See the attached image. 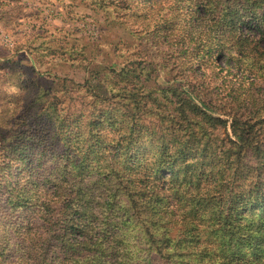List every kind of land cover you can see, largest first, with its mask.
Returning a JSON list of instances; mask_svg holds the SVG:
<instances>
[{
	"label": "trees",
	"instance_id": "16d2710c",
	"mask_svg": "<svg viewBox=\"0 0 264 264\" xmlns=\"http://www.w3.org/2000/svg\"><path fill=\"white\" fill-rule=\"evenodd\" d=\"M163 2L167 28L179 25L186 42L199 34L195 44L188 42L192 50L181 48L189 56L210 64L221 55L231 67L250 73L264 69V0ZM98 89L102 93L96 98L110 101L104 95L112 89L102 84ZM188 89L180 84L171 90L181 102L172 101L170 115L183 123L177 132H160L162 151L152 175L150 165L132 162L133 139L126 137L141 119L137 106L118 100L69 121L34 103L35 120L26 129L42 128L40 141L63 151H53L41 163L23 150L0 168V201L5 203L0 234L8 223L9 264L110 262L119 239L143 232L169 244L174 228L197 262L264 264V138L257 128L261 118L253 111L259 98L233 95L225 109ZM132 168L144 173L125 172ZM159 172L169 175L160 178L169 185L152 180ZM119 190L129 193V201L120 198ZM129 259L126 264L136 263L134 250Z\"/></svg>",
	"mask_w": 264,
	"mask_h": 264
},
{
	"label": "rangeland",
	"instance_id": "374dc122",
	"mask_svg": "<svg viewBox=\"0 0 264 264\" xmlns=\"http://www.w3.org/2000/svg\"><path fill=\"white\" fill-rule=\"evenodd\" d=\"M163 1L0 0V168L5 167L9 156L23 150L33 158H41V163L53 151H63L59 145L40 141L42 128L26 129L35 120L34 103L72 121V116H87L100 105L106 108L121 100L137 106L136 112L141 115L132 134L126 135L133 139L132 162L150 165L152 175L162 151L160 132H177L183 123L179 116L170 115L172 101L181 102L171 90L180 84L183 90L190 87L200 91L212 104L225 109L233 95L256 96L259 100L253 111L261 118L257 128L264 138V69L250 73L231 67L221 55L216 62L202 64L201 58L183 52L184 47L192 50L188 42L195 44L199 34L186 42L182 37L186 33L179 25L177 29L167 28L161 16L166 10ZM261 47L264 48L263 41ZM221 66L226 69L221 70ZM99 84L112 89L104 95L110 101L96 98L97 93H102ZM127 98H137L138 105ZM147 124L152 127L147 128ZM135 169L125 172L137 176L144 173L142 168L138 172ZM163 176L169 175L159 172L151 178L162 184ZM119 196L129 201L128 192L119 190ZM4 206L0 201V212ZM142 224L140 230L144 228ZM9 234L7 223L0 234V264H9L13 257ZM182 235L174 228L173 240L168 244L163 240L157 243L139 232L129 240H118L114 261L98 259L92 264H126L130 249L138 256L135 264H203L189 254L187 242L179 243ZM91 258L94 260L93 255Z\"/></svg>",
	"mask_w": 264,
	"mask_h": 264
}]
</instances>
